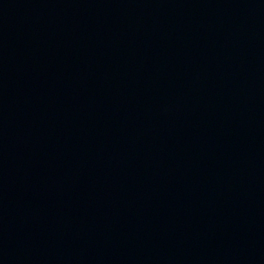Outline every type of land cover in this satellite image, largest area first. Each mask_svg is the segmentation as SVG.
Segmentation results:
<instances>
[{"label":"water","instance_id":"water-1","mask_svg":"<svg viewBox=\"0 0 264 264\" xmlns=\"http://www.w3.org/2000/svg\"><path fill=\"white\" fill-rule=\"evenodd\" d=\"M0 264H264V0H0Z\"/></svg>","mask_w":264,"mask_h":264}]
</instances>
